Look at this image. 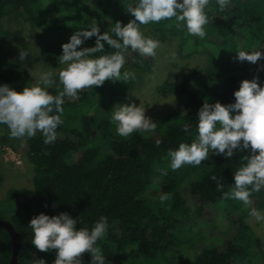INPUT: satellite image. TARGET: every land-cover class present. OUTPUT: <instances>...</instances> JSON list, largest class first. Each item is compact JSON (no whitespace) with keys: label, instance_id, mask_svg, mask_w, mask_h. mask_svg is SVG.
Instances as JSON below:
<instances>
[{"label":"trees","instance_id":"trees-1","mask_svg":"<svg viewBox=\"0 0 264 264\" xmlns=\"http://www.w3.org/2000/svg\"><path fill=\"white\" fill-rule=\"evenodd\" d=\"M91 1L93 16H88L81 0H0V18L10 10L17 11L39 27L38 37L45 53L57 66L62 45L76 31L96 25L101 33L107 31L115 38L110 29L116 21L124 25L135 19L126 10L130 4L134 6L135 0ZM206 13L210 22L204 26L203 39L189 35L183 23L178 26L174 18L152 23L163 38L166 34L179 36L181 51H186V55L204 52L210 61L182 75L168 73L158 90L175 94L180 102L168 115L154 120L157 127L150 138L145 139L138 132L121 137L111 118L103 116L119 102H133L127 93L133 87V79L106 80L101 86L80 90L76 99L65 97L63 123L54 143L45 145L39 132L26 138L25 154L34 168V193L27 196L10 188L9 199L22 207L24 217L13 213L7 219L22 237L18 264H42L41 259L48 263L49 251L36 249L28 227L31 218L42 212L50 216L67 212L73 218H81L83 223H78L77 229H91L100 216H106L108 230L97 241L106 264L131 258L134 246L148 258L179 256L175 250L183 244L191 249L192 264H264L261 238L248 222L250 208L239 200L223 197L234 182L233 172L244 162L243 157L251 155V149L239 151L230 159L210 153L195 167L184 165L175 171L169 167L168 150L178 148L181 142L190 144L196 138L197 112L202 104L234 103L233 93L240 82L258 77L246 68V61L234 58L237 49L264 52V0H230L224 12H219L215 0H210ZM94 44L92 37L78 48ZM105 51L116 50L106 45ZM124 55L142 71L153 65V57H141L130 48L124 50ZM259 61L264 68V59ZM35 75L30 64L11 60L0 46V85L8 84L20 92L33 84ZM53 80L47 90L56 95L63 86L58 76H53ZM258 83L263 87L260 79ZM92 94L108 101L102 112H88ZM186 123L190 125L188 132L182 130ZM162 170H167V174L162 175ZM212 175L217 181L210 179ZM217 182L224 185L222 191L217 190ZM162 194L168 196L163 203L159 199ZM250 199L251 207L264 210V187L252 192ZM0 218L6 219L2 212ZM195 226L198 231H211L214 239L187 238ZM222 231L229 232L218 240L214 235H221ZM249 249L256 252L259 260L239 262ZM12 251L11 235L1 228L0 264L9 263ZM80 258L83 264H91L87 251Z\"/></svg>","mask_w":264,"mask_h":264},{"label":"clouds","instance_id":"clouds-1","mask_svg":"<svg viewBox=\"0 0 264 264\" xmlns=\"http://www.w3.org/2000/svg\"><path fill=\"white\" fill-rule=\"evenodd\" d=\"M209 4L210 0H135L134 6L130 4L126 9L135 19L124 25L116 21L110 29L115 38L107 31L101 33L96 25L76 31L69 42L62 45L59 56L62 67L56 75L63 90L56 95L47 90L54 83L52 71L41 72L36 82L20 92L8 84L0 85V125L7 126L10 138L21 142L39 132L45 145L54 143L57 129L63 123L65 97L76 99L80 90L101 86L106 80L134 79V72L124 69V50L130 48L141 57L156 56L160 41L145 35L141 25L174 18L178 26L183 23L189 35L203 39L204 26L210 22L206 13ZM215 4L219 12H224L230 0H215ZM92 37H95L94 46L78 48ZM106 45L116 51L106 52ZM26 56L27 53L21 51L19 59L24 61ZM234 59L256 64L264 59V52L237 49ZM258 81L259 77L242 80L233 93L234 103L205 101L197 112L196 138L190 144L181 142L178 148L169 149L167 157L170 169L175 171L184 165H201L210 153L230 159L239 151L251 149V155L243 157L244 162L233 172L234 182L229 191L223 192V197L241 201L250 208L249 216L259 222L264 221V214L251 207L250 199L252 192L264 187V87ZM111 120L116 133L124 138L138 132L147 139L155 134L157 127V123L146 116L142 103L137 105L134 101L117 104L111 112ZM189 128L186 123L182 130L188 132ZM166 174L167 170H162V175ZM210 179L217 181L215 175ZM223 187L217 182L218 191ZM159 199L163 203L168 196L162 194ZM78 223H83L81 218H73L67 212L34 215L28 225L32 231L31 243L42 252L55 249L53 264H83L80 257L86 251L91 255V264H106L97 241L108 230V218L100 216L91 229H77Z\"/></svg>","mask_w":264,"mask_h":264},{"label":"rangeland","instance_id":"rangeland-1","mask_svg":"<svg viewBox=\"0 0 264 264\" xmlns=\"http://www.w3.org/2000/svg\"><path fill=\"white\" fill-rule=\"evenodd\" d=\"M88 16L95 13L94 4L91 0H81ZM141 30L145 35L152 36L160 41L161 46L156 50V56L153 57L151 69L142 71L131 65L126 59L124 69L134 72L133 87L128 90V95L137 105L142 103L145 108V114L154 121L159 117L168 115L175 109L180 100L173 93H163L158 90V86L164 82L169 72L174 71L179 75L187 73L198 67L205 66L210 57L204 52H196L186 55V51H181V38L163 34L157 30L152 23L141 25ZM0 46L6 51L10 59L22 64H30L35 72L34 82L39 79V75L44 71H52L54 76L58 73L61 65L54 66L48 59L45 48L38 37L39 27L33 26L26 17L17 11L7 12L0 18ZM79 47V46H78ZM27 53L24 61L19 59L20 52ZM246 68L257 74L264 87V68L258 61L256 64L245 62ZM123 69V70H124ZM117 88V87H116ZM96 94V93H95ZM87 103L88 112L101 111L108 104V101L102 100L92 94ZM117 104H121L120 102ZM116 104V105H117ZM114 105V106H116ZM104 112V111H103ZM106 119L111 118V113L104 112ZM115 126V124H113ZM26 138L21 142L19 139L9 137V129L0 127V212L6 219H10L13 213L22 214V207L9 199V189L16 188L27 196L34 193L33 184V165L26 157ZM155 196H158L155 194ZM264 214V210H260ZM248 222L261 238L262 249L264 251V221H256L254 217H249ZM227 229V224L224 226ZM229 231H222L221 235H214L217 239H223ZM187 238L200 239L201 241H211L214 239L211 231H198L196 226L187 233ZM133 252L131 258L118 261L119 264H192V253L189 246L178 247L175 251L179 256L148 258L137 247H131ZM174 253V252H172ZM47 264H53L56 258V250H49ZM259 256L252 249L246 251L243 261L239 262H257Z\"/></svg>","mask_w":264,"mask_h":264},{"label":"water","instance_id":"water-1","mask_svg":"<svg viewBox=\"0 0 264 264\" xmlns=\"http://www.w3.org/2000/svg\"><path fill=\"white\" fill-rule=\"evenodd\" d=\"M1 228H5L9 231L13 243L12 257L8 264H18L22 239L21 233L16 229L12 222L4 218H0V229Z\"/></svg>","mask_w":264,"mask_h":264}]
</instances>
